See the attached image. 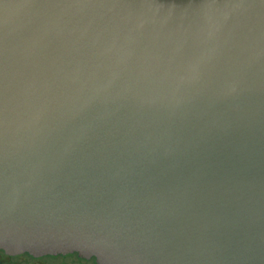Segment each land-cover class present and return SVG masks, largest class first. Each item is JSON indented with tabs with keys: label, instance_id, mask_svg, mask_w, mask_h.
<instances>
[{
	"label": "water",
	"instance_id": "95a60500",
	"mask_svg": "<svg viewBox=\"0 0 264 264\" xmlns=\"http://www.w3.org/2000/svg\"><path fill=\"white\" fill-rule=\"evenodd\" d=\"M0 251L264 264V0H0Z\"/></svg>",
	"mask_w": 264,
	"mask_h": 264
},
{
	"label": "flooded vegetation",
	"instance_id": "af4514ba",
	"mask_svg": "<svg viewBox=\"0 0 264 264\" xmlns=\"http://www.w3.org/2000/svg\"><path fill=\"white\" fill-rule=\"evenodd\" d=\"M0 264H98L96 259H84L77 254L36 258L30 254L9 255L0 251Z\"/></svg>",
	"mask_w": 264,
	"mask_h": 264
}]
</instances>
